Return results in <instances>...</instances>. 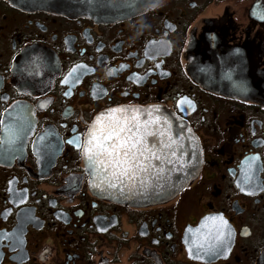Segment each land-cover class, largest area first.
Returning <instances> with one entry per match:
<instances>
[{
  "label": "flooded vegetation",
  "instance_id": "obj_1",
  "mask_svg": "<svg viewBox=\"0 0 264 264\" xmlns=\"http://www.w3.org/2000/svg\"><path fill=\"white\" fill-rule=\"evenodd\" d=\"M112 110L187 124L192 183L144 205L94 191L84 141ZM147 146L134 180L169 178L177 149ZM0 264H264V0L110 22L0 0Z\"/></svg>",
  "mask_w": 264,
  "mask_h": 264
},
{
  "label": "water",
  "instance_id": "obj_2",
  "mask_svg": "<svg viewBox=\"0 0 264 264\" xmlns=\"http://www.w3.org/2000/svg\"><path fill=\"white\" fill-rule=\"evenodd\" d=\"M7 1L22 10L79 15L89 17L97 22H110L133 16L145 8L154 6L161 0ZM120 120H128L129 123L125 126L132 128V131L137 135H144L147 145H171V148L177 149L179 154L177 157H173L176 161H168L167 163L169 178L163 181H133L101 178L99 176L100 168H106L105 166L108 165L101 159V155L93 161L86 160L83 149L84 162L91 177L90 185L94 191L120 200L127 205H144L154 200H168L192 183L200 168L199 142L187 124L169 113L159 110L112 111L94 120L89 127L85 140L93 126L99 130L106 126L122 125L118 123ZM137 128H139V132H137ZM105 143L110 144L111 142L105 141Z\"/></svg>",
  "mask_w": 264,
  "mask_h": 264
},
{
  "label": "snow or ice",
  "instance_id": "obj_3",
  "mask_svg": "<svg viewBox=\"0 0 264 264\" xmlns=\"http://www.w3.org/2000/svg\"><path fill=\"white\" fill-rule=\"evenodd\" d=\"M139 131L137 128V132ZM105 141L111 143L106 144ZM148 152L149 148L145 143L144 135H137L132 128L123 125L106 126L99 130L93 126L85 140L84 147L85 158L88 161H93L103 154L106 157L105 164L111 167L113 175L118 180L126 178L134 181V178L141 172L146 173L151 164L149 162L145 166L140 157L144 156L147 160L145 154Z\"/></svg>",
  "mask_w": 264,
  "mask_h": 264
}]
</instances>
